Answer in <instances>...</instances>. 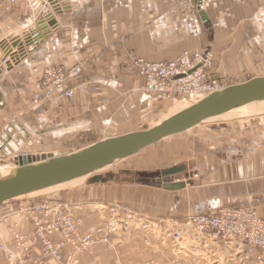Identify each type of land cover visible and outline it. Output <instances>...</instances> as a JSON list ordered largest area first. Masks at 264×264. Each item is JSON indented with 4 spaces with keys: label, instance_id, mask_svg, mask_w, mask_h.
Instances as JSON below:
<instances>
[{
    "label": "crops",
    "instance_id": "0c3cea01",
    "mask_svg": "<svg viewBox=\"0 0 264 264\" xmlns=\"http://www.w3.org/2000/svg\"><path fill=\"white\" fill-rule=\"evenodd\" d=\"M6 1L0 0V40L11 32L24 38L27 50L21 62L0 74V144L10 143V149L17 145L10 138L23 141L26 135L27 145L35 149L55 142L64 146L63 138L82 134L101 138L127 123L136 124L141 107L158 97L174 99L138 89L142 80L121 70L129 51L152 61L170 60L182 50L210 52L211 59L219 58L216 75L226 85L239 81L246 69L259 67L256 62L264 63V0H202L204 10H198L199 0H63L56 5L58 13L48 6L50 16H37L41 8L35 9V1L20 2L9 11ZM80 61H88V69L67 84L74 96L61 98L59 111L52 112L46 103L31 105V91L44 67H71ZM127 106L132 110L126 112ZM255 121L169 136L131 161L137 181L118 183L111 175L105 186L89 182L52 200L119 201L153 218L244 206L264 218V118ZM182 165L189 176H172L173 182L185 183L182 188L167 190L156 180L159 171ZM4 205L0 215L13 208ZM77 208L86 221L101 222L85 207ZM17 221L19 228L30 231L25 218L11 215L8 232ZM112 242L108 251L96 245L92 255L79 256V264H144L160 248L157 243L144 245L136 233H121ZM30 245L40 251L35 243Z\"/></svg>",
    "mask_w": 264,
    "mask_h": 264
},
{
    "label": "built area",
    "instance_id": "2783aa9c",
    "mask_svg": "<svg viewBox=\"0 0 264 264\" xmlns=\"http://www.w3.org/2000/svg\"><path fill=\"white\" fill-rule=\"evenodd\" d=\"M34 1L7 0L6 7ZM197 5L198 10L205 9L204 1L199 0ZM25 44L24 38L15 34L0 40V74L21 62L27 51ZM211 66L212 61L195 50H182L174 58L160 61L128 52L124 62L126 75L142 80V92L174 97L194 94L197 98L224 88L226 84L210 70ZM84 70L80 62L71 67L46 66L31 91V104L46 103L52 112L59 111L61 98L74 96V88L67 84ZM93 206L99 223L86 221L67 202L46 201L25 206L17 214L27 220L30 231L19 228L15 222L9 246L0 232V253L9 264H51L49 260L79 264V256L92 255L96 245L109 246L113 235L134 231L144 245H160L157 254L144 264H154L157 259L161 261L158 264H264V218L254 209L225 206L214 212L153 218L120 202ZM12 214L0 216V226ZM30 242L38 245L40 252ZM167 252H171L169 257H165Z\"/></svg>",
    "mask_w": 264,
    "mask_h": 264
},
{
    "label": "water",
    "instance_id": "95a60500",
    "mask_svg": "<svg viewBox=\"0 0 264 264\" xmlns=\"http://www.w3.org/2000/svg\"><path fill=\"white\" fill-rule=\"evenodd\" d=\"M63 0H35L37 12L51 15L61 8L56 5ZM201 19L206 20L204 12ZM41 23V22H40ZM43 27L44 22L42 23ZM41 24V25H42ZM264 100V76H255L246 81L230 84L221 90L206 94L192 102L186 108L173 114L153 127L134 130L127 133L103 136L76 151L39 155L23 154L14 159L17 163L7 171L0 173V206L7 201L42 190L59 183L90 175L122 159L137 154L140 150L172 135L183 133L202 121L227 113L245 104ZM5 156V154H1ZM185 166L166 168L160 172L163 188L175 190L182 188L184 182H173L172 176L183 172ZM189 175L185 173V177ZM107 178H111L107 176ZM106 177L93 175L89 182H104Z\"/></svg>",
    "mask_w": 264,
    "mask_h": 264
},
{
    "label": "rangeland",
    "instance_id": "374dc122",
    "mask_svg": "<svg viewBox=\"0 0 264 264\" xmlns=\"http://www.w3.org/2000/svg\"><path fill=\"white\" fill-rule=\"evenodd\" d=\"M6 6H7V1H6L4 9L9 11L12 8V7L7 8ZM129 52H131V51H129ZM203 53L204 54L207 53V56H210V52H203ZM137 57H139V56H137ZM211 57H212V64L213 65L211 66L210 70L216 75V74H218V68L215 67L214 65L216 63H219V60H218L219 58H217V55L216 56L212 55ZM80 63H82L85 66V70L88 69V66H89L88 61H83V62L80 61ZM256 63H259L260 66L255 67L254 69H251V70L246 69L245 71H248V72H244L240 76L241 79L239 81H237L236 83L246 81V80H248L252 77H255V76H264V63H262V64H261V62H256ZM86 65H87V67H86ZM121 70H123L125 73L124 63L121 64ZM236 83H232V84H236ZM227 85H230V84L227 83ZM157 99H159V100H157L153 103L147 104L148 106L145 105V106L141 107L140 111H138V114L134 117L137 119L136 124L134 123V124L128 125V123H127V124H125V127L121 126L117 131L107 132L103 136L119 135V134L127 133L130 131H134V130H140V129L148 128L150 126H153V125L159 123L161 120H163L164 118L170 116L171 114L179 111L180 109L192 104V102L194 101L193 98L189 97V96L177 97L174 99H165V100L160 99L158 97ZM127 108L128 109H125L126 112H129L130 110H132L131 109L132 106H129V107L127 106ZM133 110H135V108H133ZM134 118H133V120H134ZM260 118H264V101L255 102V103L250 104L248 106H243V107L237 108L233 111H230V112L223 114V115H220L218 117L210 118V119L200 123L199 125L191 128V129H189L183 133H179V135H177V136L188 135V133H192V132L196 133V132H199L203 128H216V129L220 128V130H227L228 127L232 126L231 124H233L235 122L247 123V124H251V123L256 124V123H254V122H256L255 120H257V119L259 120ZM10 124H13V123H10ZM17 131H20V129L17 128ZM16 136H15V138H16ZM65 137H67V136H65ZM27 138H28L27 135H26V139L23 141H21L20 139L19 140L14 139L13 137L10 138L11 141H12V139L15 140L14 142H16V144H17L16 148H14V149L9 148L10 143L0 144V146L2 147V148H0V171H4L6 169H10L11 167H13L16 164V160L14 158L16 156L21 155V154L30 153V154L40 155L39 151H42V150L52 151V152L54 151V153H56V154H64V153H68V152H72V151H76V150H79L81 148H84L85 146L91 144L92 142L100 139V137L99 138H97V137L89 138L88 136L84 137V135L82 134L80 136L77 135L75 137L71 136L69 139L63 138L64 139L63 142L65 143V145L63 143L64 146H62V143H60V142H55L54 145H52V144H49L47 146L44 145V146H46V148L44 146H40V147H37V149H35L36 147H30L29 145H27V142H26ZM57 138L59 139V137H57ZM59 141L62 142V140H59ZM151 146L152 145H150V147ZM5 147H6L8 152L6 151ZM140 152H138V153H140ZM43 153H45V152H43ZM138 153L135 155H132L128 158L122 159V160H120L114 164H111V165H109V166H107L101 170H98L93 175H96V174L101 175L102 177H106V179H108L107 176L111 177V175H112L113 181L115 180L118 183L124 182L126 180V178H129V180L132 182L137 181L138 177L134 175V173L137 172L136 171L137 168L134 165H132L131 161L137 157ZM1 154H5V156L3 157V156H1ZM127 171H128V174H124ZM178 174H184V172L177 173L176 175H178ZM93 175H90L88 177L85 176V177L75 179L73 181H70V182L62 184V185H58V186H55L52 188H47L44 190H40L37 192H33V193H30V194H27L24 196H20V197L11 199V200L7 201L6 203H4L5 205L3 207L12 206L13 208L9 211L8 214H4V215H0V216H8L9 214L13 213L12 215H16L20 218V214H17V212H19L25 206H28V205L30 206L33 204L42 203V202H46V201H60V202L70 203V204H72V207H74L73 210L75 213L77 212V210H79V208H77V206H83V207H85L86 210L91 212V210L93 211V207H94L93 205L97 204V202H90L88 200H85L84 202L82 201L83 202L82 203V202H80L81 201L80 200L77 203H75V202H71L68 200H63V201L62 200H52V198H55L56 196L60 197L63 193H67L68 191L73 192L74 189H76L80 186H85V185L89 184L90 177ZM158 175L159 176H157L156 180H160L162 182V177L160 176V171H159ZM152 180H153V178H152ZM140 181H142V180H140ZM145 181H148V180H145ZM107 183H110V181L106 180V181L102 182L100 185L105 186ZM110 202L111 201L105 202L103 204H107ZM127 207L130 208L129 206H127ZM130 209H132V208H130ZM133 210H135V209H133ZM93 212H95L96 217H98V212L97 211H93ZM189 213L191 214L192 212H188L186 214H189ZM198 213H200V212H198ZM202 213H204V212H202ZM186 214H184V215H186ZM171 217H176V216H171ZM178 217H182V216H178ZM8 220H9V218H6V221L3 222L0 226V232H1L2 237L4 238L6 246L10 245V241L8 239H9V236H11L10 231L8 232V229L6 227L7 226L6 223ZM17 222H19V221H17ZM135 233L139 234L138 232H134V231L131 233H128V234H130V236H134ZM114 238H116L115 235H113L112 239H114ZM111 243H112L111 246L110 245L106 246L104 244H98V245L103 249V251H108V248L110 249V247L113 246L112 241H111ZM104 246H106V247H104ZM93 251H94V248H93ZM170 254H171V252L165 253V257H169ZM0 264H9V262L2 255V253H0Z\"/></svg>",
    "mask_w": 264,
    "mask_h": 264
},
{
    "label": "bare ground",
    "instance_id": "6f19581e",
    "mask_svg": "<svg viewBox=\"0 0 264 264\" xmlns=\"http://www.w3.org/2000/svg\"><path fill=\"white\" fill-rule=\"evenodd\" d=\"M197 7H198V5H197ZM203 53V52H202ZM127 54H128V52H127ZM127 54H126V59H125V62H126V60H127ZM204 54V53H203ZM205 56H207V54H205ZM208 58H209V61H212V59L209 57V56H207ZM213 65V64H212ZM45 68V67H44ZM43 68V69H44ZM43 71V70H42ZM225 83V82H224ZM226 84V83H225ZM224 84V85H225ZM34 86H35V84H34ZM226 87V86H225ZM33 89H34V87H33ZM139 90H140V87L138 88ZM219 90H221V89H219ZM141 91V90H140ZM217 91V90H216ZM142 92V91H141ZM143 93H145V92H143ZM147 94V93H146ZM166 96H172V97H174L173 95H166ZM181 97H185V96H181ZM189 97H192L193 98V100L194 101H197V100H199L200 98H202V97H205V95H200L199 97H197L196 98V95H194V94H191ZM174 98H176V97H174ZM199 98V99H198ZM30 101H31V97H30ZM193 101V102H194ZM262 101H264V100H262ZM258 102H261V101H258ZM253 103H255V102H253ZM253 103H249V104H245V105H243V106H248V105H250V104H253ZM243 106H241V107H243ZM187 107V106H186ZM186 107H184V108H186ZM184 108H182V109H184ZM238 108H240V107H238ZM182 109H180L179 111H181ZM237 109V108H236ZM233 110H235V109H233ZM233 110H231V111H233ZM179 111H177V112H179ZM177 112H175V113H177ZM230 112V111H229ZM175 113H173V114H175ZM228 113V112H227ZM173 114H171L170 116H172ZM224 114H226V113H224ZM221 115H223V114H221ZM170 116H168V117H170ZM218 116H220V115H218ZM218 116H214V117H218ZM168 117H166V118H164L163 120H165V119H167ZM214 117H210V118H214ZM210 118H208V119H210ZM208 119H206V120H208ZM163 120H161V121H163ZM206 120H204V121H206ZM160 121V122H161ZM204 121H202V122H204ZM159 122V123H160ZM201 122V123H202ZM159 123H157V124H159ZM157 124H155V125H153V126H156ZM153 126H150V127H153ZM141 151V150H140ZM47 153H53V154H56V153H54V152H47ZM46 153V154H47ZM27 154H30V153H27ZM42 154V153H41ZM40 154V155H41ZM21 155H23V154H21ZM31 155V154H30ZM33 155H37V154H33ZM39 155V156H40ZM103 169V168H102ZM8 169H6V170H4V171H0V173H3V172H5V171H7ZM101 170V169H100ZM94 174V173H93ZM90 175H92V174H90ZM90 175H86V177H88V176H90ZM82 177H85V176H82ZM82 177H79V178H82ZM79 178H76V179H79ZM73 180H75V179H73ZM73 180H70V181H73ZM70 181H66V182H63V183H59V184H57V185H54V186H51V187H48V188H52V187H55V186H58V185H62V184H65V183H68V182H70ZM45 189H47V188H45ZM42 190H44V189H42ZM38 191H40V190H38ZM34 192H37V191H34ZM33 193V192H32ZM30 194V193H29Z\"/></svg>",
    "mask_w": 264,
    "mask_h": 264
}]
</instances>
